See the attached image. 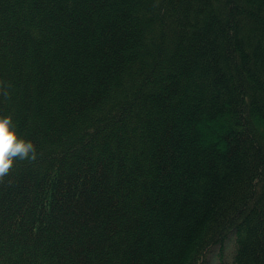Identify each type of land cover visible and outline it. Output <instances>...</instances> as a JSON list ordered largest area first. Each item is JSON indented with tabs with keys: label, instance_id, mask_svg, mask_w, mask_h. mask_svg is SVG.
I'll return each mask as SVG.
<instances>
[{
	"label": "trees",
	"instance_id": "16d2710c",
	"mask_svg": "<svg viewBox=\"0 0 264 264\" xmlns=\"http://www.w3.org/2000/svg\"><path fill=\"white\" fill-rule=\"evenodd\" d=\"M2 116L0 264H264V0H0Z\"/></svg>",
	"mask_w": 264,
	"mask_h": 264
},
{
	"label": "clouds",
	"instance_id": "9594fccd",
	"mask_svg": "<svg viewBox=\"0 0 264 264\" xmlns=\"http://www.w3.org/2000/svg\"><path fill=\"white\" fill-rule=\"evenodd\" d=\"M35 155L33 143L18 136L11 117H0V177L8 173L14 159H34Z\"/></svg>",
	"mask_w": 264,
	"mask_h": 264
},
{
	"label": "rangeland",
	"instance_id": "374dc122",
	"mask_svg": "<svg viewBox=\"0 0 264 264\" xmlns=\"http://www.w3.org/2000/svg\"><path fill=\"white\" fill-rule=\"evenodd\" d=\"M234 250V238L230 237L224 242L222 249H220L218 246L208 254V260L206 264H231Z\"/></svg>",
	"mask_w": 264,
	"mask_h": 264
}]
</instances>
